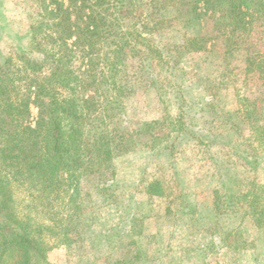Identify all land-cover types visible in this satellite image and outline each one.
<instances>
[{
  "label": "trees",
  "instance_id": "16d2710c",
  "mask_svg": "<svg viewBox=\"0 0 264 264\" xmlns=\"http://www.w3.org/2000/svg\"><path fill=\"white\" fill-rule=\"evenodd\" d=\"M37 2L42 8L39 22L31 24L24 36L29 39V49L18 53V63H13L11 57L6 59L0 74V264H48L47 253L51 248L45 236L59 235L56 224L60 230L65 227L60 233L61 243L70 244L67 237L70 228L63 220L61 223L53 220L52 225L31 219L30 215L20 216L16 191L29 192L31 199L24 207L34 206L35 213L53 211L56 202L62 199L69 211L66 218L73 219L82 214V209L80 188L74 186L72 190V185H79L81 176L95 168L97 174L111 170L116 159L133 151L136 140L143 138L151 142L152 137L154 145L149 148L155 153L161 150L173 153V146H164L172 137H190L198 144L210 145L205 141V137H210L207 129L196 125L202 119L201 116L197 119L201 114L196 112L201 102L191 104L183 96L179 98L182 106L178 118L166 115L162 121L140 125L126 127L117 122L114 128L109 125L116 112L126 108L123 96L127 87L135 82L146 91L156 89L161 74L150 71L168 62L159 46L141 33L138 22L125 28V16L128 20L134 18L132 8L138 6L136 0ZM201 2L203 12L194 11V14L212 24L213 32L187 39L183 48L193 54L221 48L217 42L230 50L241 48L247 56L246 72L257 73L264 86V0ZM151 4L165 9L172 5L160 0ZM153 15H156L154 20L150 15L143 17V26L155 32L162 24L158 22L164 20H159L156 13ZM133 42L138 46H133ZM76 62L83 71L75 69ZM144 76L147 82L142 80ZM100 85H106L112 96L116 93L118 96L108 99L106 106L99 88L93 96H86L88 89ZM62 92L66 94L61 95ZM33 98L39 107L34 125L30 122ZM238 103L245 109L238 110L240 118L233 127L253 128L249 138L252 143L247 148H252L254 143L264 145V125H257L260 111L251 108L255 102L243 97ZM192 115L191 122H185ZM241 133L240 130L236 135ZM237 142L230 141L228 147L240 158L239 163L252 165L250 169L257 171L261 155L249 154L242 148L245 144ZM229 182L230 186L235 184L233 178ZM256 183L251 180L245 193H235V188L229 186L225 198L219 191L214 192V208L219 213L223 199L227 209L240 200L245 210L243 221L251 220L256 227L264 229V186ZM147 184V195L166 196L160 181ZM47 217L53 218L52 214Z\"/></svg>",
  "mask_w": 264,
  "mask_h": 264
},
{
  "label": "rangeland",
  "instance_id": "374dc122",
  "mask_svg": "<svg viewBox=\"0 0 264 264\" xmlns=\"http://www.w3.org/2000/svg\"><path fill=\"white\" fill-rule=\"evenodd\" d=\"M152 1L136 0L138 6L132 8L134 18L128 20L125 16V28L138 22L141 33L159 46L168 62L150 71L161 74L157 76L156 89L146 91L135 82L127 87L123 96L126 108L116 112L109 125H140L162 121L166 115L178 118L182 106L179 98L183 96L191 104L201 102L196 110L201 115H194L202 119L196 125L207 129L210 137H205V141L210 145L198 144L190 137H172L164 146H173V153H155L149 148L154 145L152 137L151 142L138 139L133 151L116 159L111 170L97 174L95 168L81 176L79 185H72V190L74 186L80 188L79 217L66 218L69 211L62 199L53 211L35 213L34 206L24 207L31 199L26 190L16 191L17 209L20 216L30 215L38 222L68 223L70 244L61 243L60 233L65 227L60 230L58 224L59 235L45 236L51 248L48 264H264V229L251 220L243 221L245 210L240 200L227 209L223 199L218 213L212 199L216 191L225 198L231 178L235 184L230 187L235 188V193H245L253 179L258 186H264V145L254 143L247 148L252 143L249 138L253 128L233 127L240 118L238 110L245 109L238 103L243 97L255 102L251 108L261 114L257 125H264L262 81L257 73L246 72L247 56L241 48L230 50L221 42H217L221 48L201 54L183 48L187 39L213 32L212 24L194 14L203 12L201 0H160L172 4L166 9L156 8ZM41 11L37 0H0V74L6 59L11 57L13 63H18V53L29 49V39L24 36L31 24L39 22ZM153 13L164 20L158 22L162 24L155 32L143 26V17L150 15L154 20ZM135 45L138 43L133 42ZM73 66L84 70L80 63ZM142 80L147 82L145 76ZM97 88L103 92V106L108 99L118 97L117 93L112 96L106 85L88 89L86 96H93ZM30 108V122L34 125L39 116L34 98ZM194 115L185 122H191ZM240 130L242 133L236 135ZM230 141H243L237 142L245 144L243 150L261 155L257 171L250 169L252 165L239 163L240 158L228 147ZM152 181L164 184L165 197L146 194L147 183ZM51 214L50 220L47 215Z\"/></svg>",
  "mask_w": 264,
  "mask_h": 264
}]
</instances>
